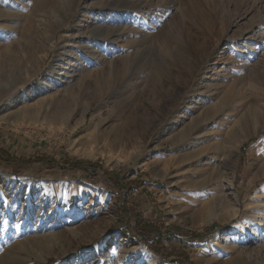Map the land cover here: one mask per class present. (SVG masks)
<instances>
[{"label": "rangeland", "instance_id": "374dc122", "mask_svg": "<svg viewBox=\"0 0 264 264\" xmlns=\"http://www.w3.org/2000/svg\"><path fill=\"white\" fill-rule=\"evenodd\" d=\"M262 32L264 0H0V264H264ZM170 231L185 244L142 242Z\"/></svg>", "mask_w": 264, "mask_h": 264}, {"label": "bare ground", "instance_id": "6f19581e", "mask_svg": "<svg viewBox=\"0 0 264 264\" xmlns=\"http://www.w3.org/2000/svg\"><path fill=\"white\" fill-rule=\"evenodd\" d=\"M259 37H262L263 39H264V33L262 32V33H260L259 34ZM136 43V42H135ZM92 50V49H91ZM130 57V56H129ZM128 57V58H129ZM133 57V56H132ZM257 57V56H256ZM255 61V60H254ZM242 67H240V66H236L233 70H234V72H235V74H237V76H238V73H240V69H241ZM250 69V68H249ZM64 73H66V72H64ZM234 76V75H233ZM241 80V78L239 77H237V78H235V81L236 80ZM237 82V81H236ZM236 83L235 82H233L231 85H227L226 87V90L223 92V96H222V98H220L219 99V101L217 102V103H214V104H212V103H210V104H206V106L204 107V111L202 112V113H200L198 116H196L194 119H193V121L192 122H194L195 123V125H194V128L195 129H197L196 127H199V125H200V123H201V119L203 118V117H209L211 114H213L214 112H216V109L221 105H224V104H228V102L232 99V97H233V90H234V85H235ZM27 99H29V101H31V97L30 96H26L25 98H24V100H27ZM43 99V98H42ZM45 99V98H44ZM38 101V100H37ZM40 101H42V100H40ZM44 101V100H43ZM73 102H75V101H73ZM210 102V101H209ZM208 101H207V103H209ZM31 103V102H30ZM37 103V102H36ZM36 103H32L30 106H26V107H24V108H21L20 107V111H19V113L18 114H23L24 112V116L22 117V119L23 118H25V117H29V116H32V118L34 117V116H36V115H39V113L41 112V104H44L43 102L41 103V104H38L37 103V105H36ZM199 103V102H198ZM200 104V103H199ZM197 106H199V105H197ZM197 106H195V109L197 110ZM43 107V106H42ZM199 109H200V107H199ZM198 109V110H199ZM26 114H31V115H26ZM252 114V113H251ZM251 114H249V115H251ZM250 117V116H249ZM60 118V117H59ZM7 118H6V116L5 115H1L0 116V124H2V123H4V121L6 120ZM30 119V118H29ZM38 119V118H37ZM86 121V116H84V117H82V120L78 123V125L79 124H82V123H84ZM35 123V122H34ZM193 123V124H194ZM23 125V124H22ZM20 127V126H19ZM28 127V126H27ZM125 128V127H124ZM248 136V134L247 135H243V136H241L237 141L239 142V141H243V140H245V138ZM119 138V137H118ZM117 138V139H118ZM123 139V138H122ZM171 139V138H170ZM121 140V139H120ZM114 141H115V139H114ZM116 142V141H115ZM114 142V143H115ZM117 143V142H116ZM120 143H122V142H120ZM126 143V142H125ZM118 144V143H117ZM127 145V144H126ZM133 146V145H132ZM134 147V146H133ZM227 148V150H226V152L224 153V159H223V161H232V159H233V153H234V150H235V148L233 147V146H227L226 147ZM133 150V149H132ZM137 151V150H136ZM134 151H132V152H128L129 154L128 155H132V153H133ZM136 153V152H135ZM133 157V156H132ZM119 162H121L122 161V159L121 158H119V160H118ZM257 169V168H256ZM259 173V170H257V171H254V173H253V175L249 178V181H248V183L245 185V188L248 190V189H250V187L252 186V184L255 182V180L259 177L258 174ZM261 192H263L264 193V187H262V189H261ZM5 194L6 195H8V192L7 191H5ZM262 206L261 205H259L257 208L258 209H260ZM261 216V215H260ZM263 216V215H262ZM259 217L258 218V215H253L252 217H251V220L252 219H257L258 220V225L260 226L262 223L261 222H263V218L264 217ZM251 220H249V222L251 223ZM256 220V221H257ZM243 229V228H242ZM244 230V229H243ZM36 231V230H35ZM39 233V232H38ZM64 234V231H60L59 233H54V234H50V235H47V236H42V237H39V236H35V237H30V238H28V239H26V240H24L23 242H22V244L23 243H26V242H30V241H33V240H36V239H39V238H41V239H47L48 237H51V236H56V235H59V234ZM94 234H96L95 232H94ZM93 234V235H94ZM247 234L248 233H246L245 234V236H244V238H246V236H247ZM45 237V238H44ZM104 248V243L103 244H101V245H98L97 247H96V252H98L99 250H102ZM103 253V252H102ZM255 255V254H254ZM38 256H40V254L38 255ZM42 256V255H41ZM105 256H107V257H109L110 256V254H107V255H105ZM252 254H249V255H244L243 257H242V259L241 260H244V262L245 263H249V260H250V258H252ZM261 258V257H260ZM259 258V256H257V262H256V264H260L261 263V259ZM41 259V261H42V263L41 264H45L46 262H47V260H48V255H43V258H40ZM240 260V261H241ZM76 264H79V262L77 261V263ZM94 264H98V260H96L95 262H94ZM108 264H110V263H108Z\"/></svg>", "mask_w": 264, "mask_h": 264}, {"label": "trees", "instance_id": "16d2710c", "mask_svg": "<svg viewBox=\"0 0 264 264\" xmlns=\"http://www.w3.org/2000/svg\"><path fill=\"white\" fill-rule=\"evenodd\" d=\"M245 148H246V146L244 147L243 150H245ZM2 159L7 161V162H10V163H12L14 161H18L15 158L9 156V154H7L4 150H2L0 148V161H2ZM47 159L48 158L39 157L38 160L34 159V160H31L30 162L31 163L35 162V161H37V162H40V161H51V162H53V160H47ZM66 167H67V169L82 170V171H86L89 174H91V173L95 174V177L99 178L98 179L99 183H97V185L99 187H105V184L102 183L103 182L102 179H100L101 177L97 174L96 164L94 162H91V161H85L84 162L82 160H78V161L67 164ZM61 169H65V168L61 167ZM104 174L106 177H108L111 180L114 187H118L119 189H122L123 178H120L118 175H116L114 173H109L106 170L104 171ZM132 191H133V188L131 185H129L127 187V191L122 192V199L120 200L122 211L127 216H130L128 203H129V198L132 196V193H133ZM135 223H136V229L137 230H143L146 227L151 226V224L145 220L142 212H139V211L137 212ZM126 226L129 227L130 222H128L126 224ZM220 227H221V225L214 224L211 228L213 230H215V229H218ZM200 235H201V233L194 234L192 236V238L193 239L197 238ZM164 238H167L171 242L178 240L182 245L185 244V241H186V239L183 236L177 235L174 232L170 231V232H164V233L158 234V235L154 236L152 240H149V241L142 238V242L146 247L157 248L162 243ZM176 253L179 255V257H178L179 264H184V261H187L190 264H194L192 261H190L189 255L187 253H183V252H176ZM54 263H56V260L51 259L50 264H54Z\"/></svg>", "mask_w": 264, "mask_h": 264}]
</instances>
